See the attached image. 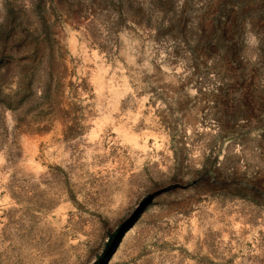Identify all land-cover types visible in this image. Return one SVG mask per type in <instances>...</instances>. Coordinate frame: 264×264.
Segmentation results:
<instances>
[{
	"label": "rangeland",
	"instance_id": "obj_1",
	"mask_svg": "<svg viewBox=\"0 0 264 264\" xmlns=\"http://www.w3.org/2000/svg\"><path fill=\"white\" fill-rule=\"evenodd\" d=\"M0 264H264V0H0Z\"/></svg>",
	"mask_w": 264,
	"mask_h": 264
}]
</instances>
